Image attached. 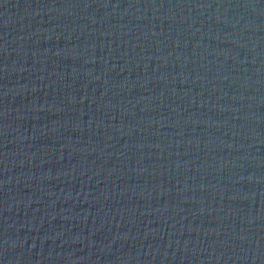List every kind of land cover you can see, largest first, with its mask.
<instances>
[{"label": "water", "instance_id": "95a60500", "mask_svg": "<svg viewBox=\"0 0 264 264\" xmlns=\"http://www.w3.org/2000/svg\"><path fill=\"white\" fill-rule=\"evenodd\" d=\"M0 264H264V0H0Z\"/></svg>", "mask_w": 264, "mask_h": 264}]
</instances>
